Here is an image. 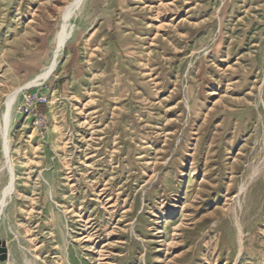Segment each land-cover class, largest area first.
Returning a JSON list of instances; mask_svg holds the SVG:
<instances>
[{
    "label": "rangeland",
    "instance_id": "1",
    "mask_svg": "<svg viewBox=\"0 0 264 264\" xmlns=\"http://www.w3.org/2000/svg\"><path fill=\"white\" fill-rule=\"evenodd\" d=\"M0 87V264H264V0H0Z\"/></svg>",
    "mask_w": 264,
    "mask_h": 264
},
{
    "label": "built area",
    "instance_id": "2",
    "mask_svg": "<svg viewBox=\"0 0 264 264\" xmlns=\"http://www.w3.org/2000/svg\"><path fill=\"white\" fill-rule=\"evenodd\" d=\"M24 100L26 102L32 101L33 103H35L36 106L34 109H32V111H37V106L38 105H44L45 101H46L45 99L40 97L37 93H29V92L24 94ZM25 111L29 112V109L26 108ZM33 117L37 120L38 124H40V125L45 124L44 118L39 112H34Z\"/></svg>",
    "mask_w": 264,
    "mask_h": 264
},
{
    "label": "water",
    "instance_id": "3",
    "mask_svg": "<svg viewBox=\"0 0 264 264\" xmlns=\"http://www.w3.org/2000/svg\"><path fill=\"white\" fill-rule=\"evenodd\" d=\"M9 258L8 251L6 248V243H2V247H0V261H7Z\"/></svg>",
    "mask_w": 264,
    "mask_h": 264
},
{
    "label": "crops",
    "instance_id": "4",
    "mask_svg": "<svg viewBox=\"0 0 264 264\" xmlns=\"http://www.w3.org/2000/svg\"><path fill=\"white\" fill-rule=\"evenodd\" d=\"M4 90H5V89H3L2 87H0V98H1V96H2Z\"/></svg>",
    "mask_w": 264,
    "mask_h": 264
},
{
    "label": "bare ground",
    "instance_id": "5",
    "mask_svg": "<svg viewBox=\"0 0 264 264\" xmlns=\"http://www.w3.org/2000/svg\"><path fill=\"white\" fill-rule=\"evenodd\" d=\"M55 65V63H52L51 64V67H53ZM242 237V240H243V236H241ZM76 258V257H75ZM79 263V262H78ZM81 263V262H80ZM31 264V263H30Z\"/></svg>",
    "mask_w": 264,
    "mask_h": 264
}]
</instances>
